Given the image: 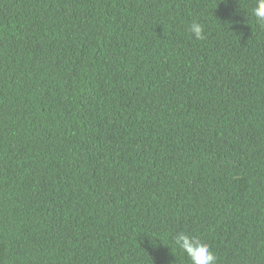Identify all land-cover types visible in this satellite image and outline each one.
<instances>
[{"label":"trees","instance_id":"obj_1","mask_svg":"<svg viewBox=\"0 0 264 264\" xmlns=\"http://www.w3.org/2000/svg\"><path fill=\"white\" fill-rule=\"evenodd\" d=\"M255 4L0 0V264H264Z\"/></svg>","mask_w":264,"mask_h":264},{"label":"clouds","instance_id":"obj_2","mask_svg":"<svg viewBox=\"0 0 264 264\" xmlns=\"http://www.w3.org/2000/svg\"><path fill=\"white\" fill-rule=\"evenodd\" d=\"M252 15L260 26L264 27V0H256ZM189 31L197 40L205 39V28L201 23H192ZM172 242L176 249L188 258L190 264H217V256L211 251L209 245L195 234L181 231L174 236Z\"/></svg>","mask_w":264,"mask_h":264}]
</instances>
